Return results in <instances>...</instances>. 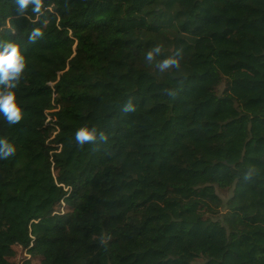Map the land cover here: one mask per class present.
I'll list each match as a JSON object with an SVG mask.
<instances>
[{
    "label": "trees",
    "instance_id": "16d2710c",
    "mask_svg": "<svg viewBox=\"0 0 264 264\" xmlns=\"http://www.w3.org/2000/svg\"><path fill=\"white\" fill-rule=\"evenodd\" d=\"M67 3L0 0V40L27 61L23 118L0 116L16 147L0 160V264H264V0ZM157 42L182 49L179 71L145 61ZM85 123L108 135L98 150L75 143Z\"/></svg>",
    "mask_w": 264,
    "mask_h": 264
},
{
    "label": "clouds",
    "instance_id": "9594fccd",
    "mask_svg": "<svg viewBox=\"0 0 264 264\" xmlns=\"http://www.w3.org/2000/svg\"><path fill=\"white\" fill-rule=\"evenodd\" d=\"M18 7V12L24 14L30 7L33 13L37 15L43 14L44 0H14ZM65 7H69L65 0ZM41 27L34 28L29 34V41L35 43L43 38ZM182 57V49H176L172 54H164V45L157 42L150 47L144 56L145 61L149 65L155 66L160 73L169 70H180V59ZM27 66L25 56L20 50V45L15 41L0 40V116L4 118L8 125L19 124L23 118V113L19 107L15 89L18 87ZM182 84V81L180 82ZM165 93L175 98L177 96V88H168ZM136 105L133 98L129 97L121 106V112L124 114L134 113ZM75 143L78 147L83 148L85 144L94 145V151L98 150L101 144L108 142V135L97 129L96 126H90L85 123L79 126L75 132ZM16 154L14 143L7 137L0 136V160H8ZM259 172L254 166H249L243 173L242 179L245 182L250 181ZM101 243L106 244L107 238L102 237Z\"/></svg>",
    "mask_w": 264,
    "mask_h": 264
},
{
    "label": "rangeland",
    "instance_id": "374dc122",
    "mask_svg": "<svg viewBox=\"0 0 264 264\" xmlns=\"http://www.w3.org/2000/svg\"><path fill=\"white\" fill-rule=\"evenodd\" d=\"M251 113V111H250ZM241 157V151L237 148L232 149L228 156H227V160L226 163L229 165H234L237 161L240 160ZM215 193L217 196H219L222 200L225 201V199L223 198V196L220 195V193L218 192L217 189H215ZM90 194L95 196L96 198L100 199V200H104V196L103 194L99 193L95 188H91L90 190ZM82 205L90 207L92 210H94L95 212H100V210L93 206L90 202H88L87 200L82 201ZM102 234L100 232H95L93 234V238L91 240V244L94 245V247H96L97 245L101 244V238H102Z\"/></svg>",
    "mask_w": 264,
    "mask_h": 264
},
{
    "label": "crops",
    "instance_id": "0c3cea01",
    "mask_svg": "<svg viewBox=\"0 0 264 264\" xmlns=\"http://www.w3.org/2000/svg\"><path fill=\"white\" fill-rule=\"evenodd\" d=\"M261 244H264V238L261 239Z\"/></svg>",
    "mask_w": 264,
    "mask_h": 264
}]
</instances>
